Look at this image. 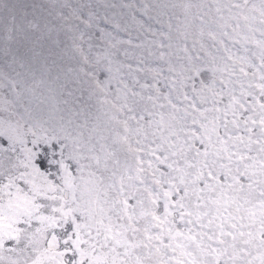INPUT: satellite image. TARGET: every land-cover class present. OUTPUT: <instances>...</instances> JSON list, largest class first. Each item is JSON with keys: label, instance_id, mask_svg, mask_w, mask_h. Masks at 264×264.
Returning <instances> with one entry per match:
<instances>
[{"label": "snow or ice", "instance_id": "snow-or-ice-1", "mask_svg": "<svg viewBox=\"0 0 264 264\" xmlns=\"http://www.w3.org/2000/svg\"><path fill=\"white\" fill-rule=\"evenodd\" d=\"M0 264H264V0H0Z\"/></svg>", "mask_w": 264, "mask_h": 264}]
</instances>
